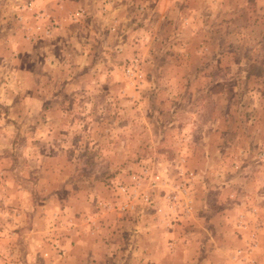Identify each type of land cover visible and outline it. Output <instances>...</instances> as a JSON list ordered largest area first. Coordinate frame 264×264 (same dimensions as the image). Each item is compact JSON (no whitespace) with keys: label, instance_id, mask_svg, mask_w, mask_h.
Masks as SVG:
<instances>
[{"label":"clouds","instance_id":"9594fccd","mask_svg":"<svg viewBox=\"0 0 264 264\" xmlns=\"http://www.w3.org/2000/svg\"><path fill=\"white\" fill-rule=\"evenodd\" d=\"M0 264H264V0H0Z\"/></svg>","mask_w":264,"mask_h":264}]
</instances>
